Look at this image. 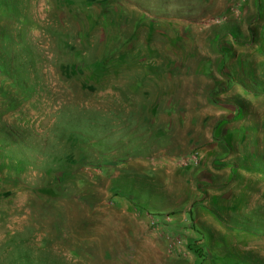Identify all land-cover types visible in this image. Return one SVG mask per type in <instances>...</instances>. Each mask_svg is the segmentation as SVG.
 <instances>
[{
    "label": "rangeland",
    "instance_id": "1",
    "mask_svg": "<svg viewBox=\"0 0 264 264\" xmlns=\"http://www.w3.org/2000/svg\"><path fill=\"white\" fill-rule=\"evenodd\" d=\"M0 264H264V0H0Z\"/></svg>",
    "mask_w": 264,
    "mask_h": 264
}]
</instances>
